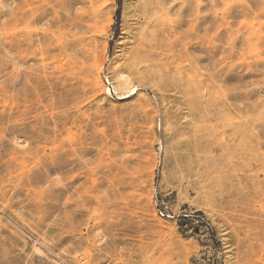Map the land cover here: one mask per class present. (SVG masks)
I'll return each mask as SVG.
<instances>
[{
  "label": "rangeland",
  "instance_id": "obj_1",
  "mask_svg": "<svg viewBox=\"0 0 264 264\" xmlns=\"http://www.w3.org/2000/svg\"><path fill=\"white\" fill-rule=\"evenodd\" d=\"M143 1L0 0V264H264V0Z\"/></svg>",
  "mask_w": 264,
  "mask_h": 264
},
{
  "label": "bare ground",
  "instance_id": "obj_2",
  "mask_svg": "<svg viewBox=\"0 0 264 264\" xmlns=\"http://www.w3.org/2000/svg\"><path fill=\"white\" fill-rule=\"evenodd\" d=\"M155 3L161 4L162 0H145V1L142 2V4H140L137 7V10H140V11L148 13L151 9H154ZM141 37L144 39L143 41H145L146 39L150 40V38H151L146 33L145 29L140 33L139 40H140ZM146 50H147V46L144 45L138 51H133L131 53V56H130L129 60H130V64L133 67L138 62H141L144 58H146V56H148V55H146ZM101 63H102V66H103L104 62L102 61ZM113 69H114L113 82H111V80L108 79V81L112 84L111 87H107L108 93L112 94L113 90H114L115 93L118 96H121V97L123 96V98L131 97L132 95L136 94L138 92V86L133 82V79H132L131 75L128 72L122 70L120 68V64H118L117 62L113 63ZM35 249L42 256L43 251L39 247H37V245L35 246ZM44 256H46V255H44ZM44 256H42V257H44Z\"/></svg>",
  "mask_w": 264,
  "mask_h": 264
}]
</instances>
